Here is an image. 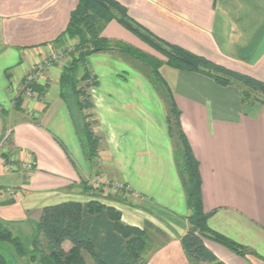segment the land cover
Segmentation results:
<instances>
[{
  "label": "crops",
  "instance_id": "1",
  "mask_svg": "<svg viewBox=\"0 0 264 264\" xmlns=\"http://www.w3.org/2000/svg\"><path fill=\"white\" fill-rule=\"evenodd\" d=\"M119 1L161 38L264 81V0ZM78 2L0 0V109L10 122L6 126L0 118V142L8 146L0 152V221L22 240L41 235L47 246L37 228L44 207L95 197L118 208L125 223L146 228L145 264H193L181 242L190 209L167 125L138 105L142 91L113 92L133 81L134 75L124 80L120 69L142 70L141 62L114 50L89 56L77 72L81 77L88 67L100 80L93 96L107 145L102 154L114 167L111 173L132 185L128 192L112 197L84 178L90 160L61 95L68 57L39 80L33 97H22L21 110L16 107L18 86L49 46L63 45L54 40L66 30ZM102 35L165 59L115 20ZM160 70L200 162L204 209L212 213L209 226L251 252L241 256L212 240H206L207 247L227 264H264V104L243 101L237 86H221L204 73L167 64ZM147 115L150 120L142 118ZM63 245L71 247L69 241ZM47 251L41 247L31 262L54 264Z\"/></svg>",
  "mask_w": 264,
  "mask_h": 264
},
{
  "label": "trees",
  "instance_id": "2",
  "mask_svg": "<svg viewBox=\"0 0 264 264\" xmlns=\"http://www.w3.org/2000/svg\"><path fill=\"white\" fill-rule=\"evenodd\" d=\"M117 21L127 30L148 44L165 59L142 51L125 42L106 38L103 30L111 21ZM77 39L69 51L70 63L61 73V95L70 111L82 149L88 160L98 155L101 138L94 133V121H86L92 115L95 104L90 90L98 86L97 75L86 67L83 76H78L80 65L85 64L93 54L118 50L148 68L151 81L166 100L167 122L170 137L180 149L181 158L176 162L187 204L189 229L181 242L193 264H227L219 259L206 245V240L220 243L233 252L245 256L251 249L223 235L209 226L212 213L206 212L203 200V179L200 162L196 158L181 122V110L173 91L161 74L160 68L167 64L173 68L204 73L221 86H237L245 102L264 104V81L248 74L230 69L203 55L192 52L178 44L171 43L156 35L129 14V9L119 0H79L71 11L66 30L54 40L64 44L68 39ZM47 45V44H43ZM34 90L39 88L33 86ZM23 94L16 98V107L21 110ZM5 111V110H4ZM37 228L45 235L48 253L54 264H145L143 257L149 235L146 228L126 224L122 213L114 206L98 199L88 202L65 201L44 207ZM0 240L10 242L21 256L37 261L40 253V237H36L29 248L13 230L0 221ZM69 241L66 250L63 244ZM0 264H10L0 252Z\"/></svg>",
  "mask_w": 264,
  "mask_h": 264
},
{
  "label": "rangeland",
  "instance_id": "3",
  "mask_svg": "<svg viewBox=\"0 0 264 264\" xmlns=\"http://www.w3.org/2000/svg\"><path fill=\"white\" fill-rule=\"evenodd\" d=\"M74 46H75L74 43H64L63 45H60L59 48H62L63 50H65V54L62 58L68 57L70 59V56L68 53L70 50L73 49ZM53 48L58 49L57 47H53ZM125 64L127 65V63H125ZM143 69H146V71H144ZM147 70H148L147 67L143 64H142V70H139L138 68H135V67H132L129 65L127 68L124 67V69H120L119 75H121V77H123L124 80H127L129 77H131V75H134L133 79H132L133 81L131 83H129L131 85L128 86L127 84H124L122 88L121 87L117 88V89L113 90V92H117L118 90L122 91L123 89H125L126 91L127 90L142 91V94H143L142 98H141L142 104H138V105L144 110H145V108L152 109L153 112L157 113V117L159 118L160 124L165 123V125H167V128H168V122H167L168 109H167V105H166V100L164 99L162 93L159 92V90L156 88V85L153 83V81H151L150 76H149V72ZM6 72L7 71H5L3 73L6 74ZM97 87L98 86H95L90 90L93 102H95L93 93ZM85 112L92 114V115L85 117L86 118L85 122L86 121H91V122L94 121L93 131L95 134H97L101 138V141H100V149H99L98 155L95 156V158H93V160H90V162L88 164L91 166L92 169H91V171L88 172V174L84 175V178L91 184L92 188H94L95 190L98 189L99 187L100 188H106L108 195H110L112 197L114 195L119 194L122 191L128 192V191L132 190V185L126 179H123V178L120 179L118 177H115L111 173V172H113L114 167H112L111 163L108 162L110 159L103 157L102 150L105 149L107 147V145L105 146V144H106L105 136H104L103 131L100 128L101 122H100L99 116L97 114V110L95 108L93 110H87L86 109ZM0 118L2 121H4V124L7 126L8 122H9V115L7 112L4 111V109H2V110L0 109ZM142 118H146L147 120H150L148 115L142 116ZM128 123H130V122H128ZM174 146H175V157H176V162H177L181 158V153H180V149L178 148L177 144L174 143ZM7 147L8 146L6 145L4 140H3V142H0V152L7 149ZM81 165H82V170L87 171L88 165L87 164L84 165V163H82ZM129 168H130V164L127 163L125 165L124 170L126 172H128ZM93 199H98L101 202H103L101 199L95 198V197H92L90 200H93ZM90 200H88V201H90ZM103 203H105V202H103ZM105 204L109 205L107 203H105ZM110 206H112V205H110ZM126 224H128V223H126ZM129 225H132V224H129ZM134 226H136V225H134ZM139 228L142 229V227H139ZM143 228H145V227H143ZM148 235H149V233H148ZM38 237L41 238V235H39ZM148 241H149V239H148ZM23 242H24L25 246H27L30 250L33 239L30 238V236H28V237L23 239ZM151 246L152 245H150V247ZM41 247H42L43 251L44 250L47 251V249H48V247L46 246V243H44V244L42 243L39 245L38 249L40 251H41ZM148 248H149V242H148L145 250L143 251V257H144V253H147ZM0 252L6 256L7 260L10 262V264H33L31 262V260H29L30 259L29 255L28 256L19 255L10 242L0 240Z\"/></svg>",
  "mask_w": 264,
  "mask_h": 264
},
{
  "label": "built area",
  "instance_id": "4",
  "mask_svg": "<svg viewBox=\"0 0 264 264\" xmlns=\"http://www.w3.org/2000/svg\"><path fill=\"white\" fill-rule=\"evenodd\" d=\"M52 46L48 47V51L40 57L29 69L25 75L24 82H22L17 88V94L21 93L26 97H33L35 95L34 85L39 84V80L46 76L49 69L55 65L65 54V50ZM31 166L30 163L27 164Z\"/></svg>",
  "mask_w": 264,
  "mask_h": 264
}]
</instances>
